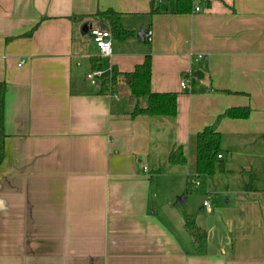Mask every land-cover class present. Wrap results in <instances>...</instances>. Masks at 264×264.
I'll use <instances>...</instances> for the list:
<instances>
[{
	"label": "crops",
	"instance_id": "0c3cea01",
	"mask_svg": "<svg viewBox=\"0 0 264 264\" xmlns=\"http://www.w3.org/2000/svg\"><path fill=\"white\" fill-rule=\"evenodd\" d=\"M150 1L0 0V264H264V0H190L185 12L153 0V13ZM107 8L150 39L112 37L101 56L82 28L110 30L95 14ZM146 54L151 90L177 93L173 118L132 117L126 80L101 94L85 77L91 58L123 73ZM235 106L249 115L216 120ZM206 125L222 156L196 175L193 136ZM178 146L182 171L166 159ZM168 180L176 187L160 190Z\"/></svg>",
	"mask_w": 264,
	"mask_h": 264
},
{
	"label": "trees",
	"instance_id": "16d2710c",
	"mask_svg": "<svg viewBox=\"0 0 264 264\" xmlns=\"http://www.w3.org/2000/svg\"><path fill=\"white\" fill-rule=\"evenodd\" d=\"M190 0H177L176 9L178 12L188 11ZM152 9L150 13L156 11L153 9L154 2L150 1ZM101 18L106 19L110 25L112 37L116 40L126 41L134 37L135 31L122 25V13L111 8L97 10L95 12ZM29 33V32H28ZM27 33V34H28ZM91 69H104L101 60L98 57L91 58ZM151 75V57L146 54L142 63L135 65L131 72H120L115 66H111L108 73L103 76L97 84L98 93L108 94L117 88L118 78L122 77L127 81L130 94L135 104L130 111V116L134 117L139 114L150 117H168L173 118L176 115L177 93L172 91L158 92L152 91L150 87ZM5 82L0 81V164L4 154V96ZM146 97V104L140 106L137 103L138 98ZM247 106H235L226 108L220 113V117L245 118L249 115ZM194 150V172L196 175H210L215 171L216 163L222 156L221 133L216 131L213 125H206L203 129L193 136ZM218 154L221 156L218 157ZM167 162L172 165H184L187 157L182 148H171L166 156ZM189 183H187L186 193L190 192ZM186 230L195 238L196 241H205L206 234L196 225L193 216L188 214L185 218Z\"/></svg>",
	"mask_w": 264,
	"mask_h": 264
},
{
	"label": "built area",
	"instance_id": "2783aa9c",
	"mask_svg": "<svg viewBox=\"0 0 264 264\" xmlns=\"http://www.w3.org/2000/svg\"><path fill=\"white\" fill-rule=\"evenodd\" d=\"M196 10H198V7L195 8ZM88 32L90 33V35L92 36L93 41L95 42V44L97 45L100 55L101 56H110L112 53V35H111V31L109 29H103L100 28L98 26H90L88 29ZM150 31L148 30L145 33V36L147 39H150ZM110 70V68L108 69H91L89 70L85 77L86 79H88V81L92 84H96L100 81V79L105 76L106 73H108ZM187 79H182L180 81V86L181 87H186L187 85ZM114 96L117 95V92L113 94ZM221 155L218 154V157H220ZM204 206L206 208H209V203L208 200L204 201Z\"/></svg>",
	"mask_w": 264,
	"mask_h": 264
},
{
	"label": "rangeland",
	"instance_id": "374dc122",
	"mask_svg": "<svg viewBox=\"0 0 264 264\" xmlns=\"http://www.w3.org/2000/svg\"><path fill=\"white\" fill-rule=\"evenodd\" d=\"M126 88H127V86L124 84V89H126ZM117 91L121 92V89L119 88V89H117ZM123 97H124V100H125V101H128L130 95H129L128 97H127L126 95H123ZM163 145H167V142H166V141L163 142ZM176 148H177V147H176ZM153 155H154L155 157H158V156H159V153H158L156 150H154V151L152 150V154H151V156H153ZM163 157H164V156H163ZM192 157H193V155H191V159H192ZM149 162H150V163H149L150 166L157 168V166H158L157 164H152V159H151ZM166 165H167V163H164V166H166ZM178 168L182 171L184 167H182V166L179 165ZM155 175H156V174H155ZM159 185H160V186H159L160 190L163 189L165 186H166V189H167V190H169V189L172 188V187H176L175 183L172 184V183L169 182V180H168V182L161 181ZM186 203H187V202H182V203H180L179 205H181V207H185Z\"/></svg>",
	"mask_w": 264,
	"mask_h": 264
},
{
	"label": "water",
	"instance_id": "95a60500",
	"mask_svg": "<svg viewBox=\"0 0 264 264\" xmlns=\"http://www.w3.org/2000/svg\"><path fill=\"white\" fill-rule=\"evenodd\" d=\"M91 25H88V23L87 24H85L84 26H83V28H82V31L85 33L86 31H88V29H89V27H90ZM145 32H146V29H139V30H137L136 31V37L139 39V40H142L143 39V35L145 34ZM202 84L203 85H207L208 84V76H207V74H205L204 75V78H203V80H202ZM129 102L131 103L132 102V96H130L129 97ZM185 200V196L184 195H179L177 198H176V201H175V203H180V202H183Z\"/></svg>",
	"mask_w": 264,
	"mask_h": 264
}]
</instances>
